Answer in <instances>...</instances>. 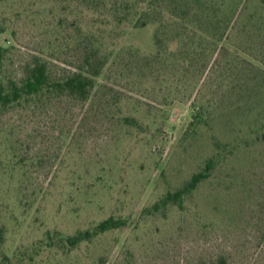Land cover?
Wrapping results in <instances>:
<instances>
[{
    "label": "rangeland",
    "instance_id": "obj_1",
    "mask_svg": "<svg viewBox=\"0 0 264 264\" xmlns=\"http://www.w3.org/2000/svg\"><path fill=\"white\" fill-rule=\"evenodd\" d=\"M220 3L212 13L227 19L238 9L237 23L218 30L195 22L148 64L154 25L111 36L72 0H0L9 77L20 78L35 54L73 67L76 23L118 50L99 79L111 86L108 110L92 108L102 115L91 119L95 128L85 125L90 106L66 99L0 112V259L264 264V0ZM210 160L209 177L181 207L163 204ZM110 217L125 226L68 245Z\"/></svg>",
    "mask_w": 264,
    "mask_h": 264
},
{
    "label": "trees",
    "instance_id": "obj_2",
    "mask_svg": "<svg viewBox=\"0 0 264 264\" xmlns=\"http://www.w3.org/2000/svg\"><path fill=\"white\" fill-rule=\"evenodd\" d=\"M172 2L171 8L167 0H72V8L75 11L84 8L97 14L100 21L111 26L108 31L111 36H121L130 28L137 30L154 25V43L157 53L145 58L148 64L166 53L164 47L169 42L188 35L187 31L193 28L195 22H204L207 26L219 30L225 22L227 26L234 22L238 11L233 9L232 15L227 13L225 16L227 19H223L222 10L219 13L213 10L212 13V9L219 2L225 7L229 0H173ZM190 4L193 6L199 4L200 8H189ZM75 27L78 33L73 42L76 43L79 55H75L76 63L71 68L56 63L50 56L35 54L24 62L23 74L20 78L9 77L3 72L6 49L0 46V112L33 101L66 99L90 106L85 113L87 119L84 122L86 127L95 128L91 119L102 115L93 111L92 108L97 104L99 107H104L103 113L104 110H108L106 94L109 93L107 90L111 86L101 83L99 79L108 69L110 61L118 50L107 47L104 33L99 32V34L93 29L83 31L77 23ZM4 31L3 24L0 23V34ZM101 92L102 98L98 101L96 99ZM123 122L129 126L133 120L130 117H124ZM213 168L214 160L208 161L205 171L194 174L183 189L169 193L163 200V204H175L181 207L185 196L205 181ZM124 226V221L110 217L91 230L68 237L66 241L68 245L75 247L84 241H90L101 234ZM4 239V229L0 228V250ZM53 239L54 237L50 240ZM13 262V259L7 255L0 259V264H14ZM215 264L228 263L220 260Z\"/></svg>",
    "mask_w": 264,
    "mask_h": 264
}]
</instances>
